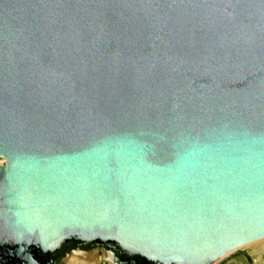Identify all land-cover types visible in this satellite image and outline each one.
<instances>
[{
    "label": "water",
    "instance_id": "1",
    "mask_svg": "<svg viewBox=\"0 0 264 264\" xmlns=\"http://www.w3.org/2000/svg\"><path fill=\"white\" fill-rule=\"evenodd\" d=\"M0 157V264L240 252L264 236V0H0Z\"/></svg>",
    "mask_w": 264,
    "mask_h": 264
},
{
    "label": "flooded vegetation",
    "instance_id": "2",
    "mask_svg": "<svg viewBox=\"0 0 264 264\" xmlns=\"http://www.w3.org/2000/svg\"><path fill=\"white\" fill-rule=\"evenodd\" d=\"M252 244H248L245 246H249ZM38 255H40L45 264H119L116 261L114 251L110 247L104 245L83 246L75 244L74 246H72V248L64 252V254L62 255V261H59V255L57 253H43L40 251V253L38 252ZM231 256H240L244 260L245 264H261L262 262V264H264V257L263 259L255 260V262H253L250 254L243 248H241L240 252L234 253ZM232 263L241 264L240 262L235 260Z\"/></svg>",
    "mask_w": 264,
    "mask_h": 264
},
{
    "label": "rangeland",
    "instance_id": "3",
    "mask_svg": "<svg viewBox=\"0 0 264 264\" xmlns=\"http://www.w3.org/2000/svg\"><path fill=\"white\" fill-rule=\"evenodd\" d=\"M3 161H4V158L0 157V162H3ZM70 248H72V246H67V247L64 246V247H61L56 252L59 255V261L60 260L62 261V259H63L62 255L64 254V252H66ZM242 248L250 254L253 262H255V260L263 259V257H264V241H261V242H258L256 244H252L249 246H245ZM234 260L240 262L241 264H245L244 260L240 256H229L217 264H233L232 262Z\"/></svg>",
    "mask_w": 264,
    "mask_h": 264
},
{
    "label": "bare ground",
    "instance_id": "4",
    "mask_svg": "<svg viewBox=\"0 0 264 264\" xmlns=\"http://www.w3.org/2000/svg\"><path fill=\"white\" fill-rule=\"evenodd\" d=\"M264 241V236H262V237H260V238H257V239H254V240H251V241H248V242H246V243H244L243 245H241L239 248L241 249L243 246H245V245H248V244H252V243H256V242H259V241ZM93 245H97V244H93ZM234 254V253H233ZM233 254H231V255H233ZM230 255V256H231ZM229 257V256H228ZM222 261V260H221ZM220 263V262H219Z\"/></svg>",
    "mask_w": 264,
    "mask_h": 264
}]
</instances>
